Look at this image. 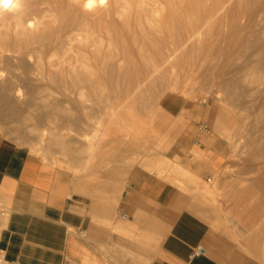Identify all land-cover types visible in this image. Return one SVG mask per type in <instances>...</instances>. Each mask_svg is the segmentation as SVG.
<instances>
[{
  "label": "rangeland",
  "instance_id": "374dc122",
  "mask_svg": "<svg viewBox=\"0 0 264 264\" xmlns=\"http://www.w3.org/2000/svg\"><path fill=\"white\" fill-rule=\"evenodd\" d=\"M135 3L121 0L126 9L117 11L123 20L114 13L113 39L117 45H131L133 37L140 43L159 40V59L168 52V61L158 89H86L80 99L76 89L51 88L41 92L46 103L29 107L26 96L40 76L28 56L29 67L23 63L13 73L22 79L23 88L16 77L21 100L0 105V141L32 153L29 147L42 135L45 148L33 154L52 166L54 158L61 162L55 167L69 172L75 185L99 186L114 174L123 182L130 173L158 177L245 257L264 263V0H145L142 10L149 14L138 32L134 21L142 10ZM125 19L133 24L131 32L122 28ZM1 64L0 83L13 75ZM43 113L54 114L51 123ZM228 122L235 128L230 138L224 136ZM127 126L132 129L124 136ZM91 137L100 147L90 158L84 145ZM209 154L216 157L210 161ZM207 163L215 171L204 177Z\"/></svg>",
  "mask_w": 264,
  "mask_h": 264
},
{
  "label": "crops",
  "instance_id": "0c3cea01",
  "mask_svg": "<svg viewBox=\"0 0 264 264\" xmlns=\"http://www.w3.org/2000/svg\"><path fill=\"white\" fill-rule=\"evenodd\" d=\"M101 182L75 185L69 172L0 141V264H264L158 177Z\"/></svg>",
  "mask_w": 264,
  "mask_h": 264
},
{
  "label": "bare ground",
  "instance_id": "6f19581e",
  "mask_svg": "<svg viewBox=\"0 0 264 264\" xmlns=\"http://www.w3.org/2000/svg\"><path fill=\"white\" fill-rule=\"evenodd\" d=\"M129 1L131 3V0ZM94 2L96 4V7H94L92 10H87L84 8L85 0H20L21 7L18 10L0 12V65H2L1 63H4L7 67V70L9 71L8 73L13 74L15 70L18 71V69H20L19 67L26 61L25 59H27L28 56H31L33 57L34 63L33 61H31L33 63V65L31 66L33 68L31 66L30 67L34 69V73L36 71L40 76V78L34 84V87L33 84H31L33 90L32 92L29 91L30 94H27V100L25 101V99L22 98L23 101L27 102V105L29 107L32 105L35 106L38 103H46L47 97L42 95L43 93L41 94V92L50 90L51 88H70L72 90L76 89L78 90L77 92H79L76 93L78 95V98L82 99L85 96L82 91L86 89L104 90L107 87L115 86L124 89H135V91L137 92V90L139 89H156L157 87H159V71L164 68L166 62L168 61V58L165 57L168 52L165 55L163 54L164 57L159 59V56L161 55H159V52L161 51L159 49V40H148V43H140L139 41L141 40L138 41L135 37H133V40L130 39L132 40L131 45H128L127 43H124L123 45H117V43L113 39L116 27V25L114 27L115 22L113 21V16L114 13H116L117 15L120 14H118L117 12L119 9H122L124 11L126 9L124 7L125 5L122 6L120 4L121 0H106L105 4L103 5L99 3V0H94ZM136 2L137 4H135L137 6V9L140 8L139 10H142L145 4V0H136ZM148 14L149 13L145 10L137 13L134 21L137 28L136 32H138V30L143 31L141 20L145 17L147 18ZM152 15L157 17V11H153ZM253 15L254 14H252V16ZM252 16L251 18L253 19ZM121 17V20H123L124 17L119 15V18ZM120 22L121 25L123 24L122 28H126L125 31L127 30L128 32H131L133 24H131L130 19H125L123 22ZM120 33L122 34V37L125 36L124 31L120 30ZM156 33L158 34L159 31H156ZM128 35L130 34L128 33ZM25 65L26 64L24 63V66ZM24 66L22 65V67ZM27 66L28 65H26L25 67ZM2 67L3 66H1L0 68ZM25 67L23 69H26ZM257 67L258 65L245 69L247 71L248 69H257ZM261 69L262 67L258 70L260 71ZM29 70V68L28 70L26 69L27 72ZM3 71L1 70V73ZM19 71L21 72V70ZM5 72L7 71L5 70ZM32 72L33 70L28 73ZM162 72L164 71L162 70ZM13 75V77L10 76V78L8 75L7 79L4 77V79L0 83V105H4L8 101L11 103L12 100H14L15 102H19L21 100L22 89L20 90L19 88H17V85L18 87L23 88V84L21 85V82L19 83V81H21L22 79L19 80V78H21H18L19 74H17L18 76H15V74ZM20 75L22 76V74ZM25 75L23 74V76ZM16 77L18 78V80ZM36 77L38 78L37 75ZM27 79H29V77ZM16 80L21 86H19V84L16 85ZM24 80L23 82H25ZM168 82L166 84H169ZM226 84H224V86ZM10 103H8L9 106L13 105L12 103ZM8 104L6 106H8ZM9 114L11 115L13 114V112L10 111ZM43 114H45L44 117L49 121V123H51L50 119L53 118V113ZM111 116H113V114ZM58 117L59 116H57L56 118ZM36 118L38 117H35V119ZM228 118L229 116L227 117V119ZM41 122L39 121V123ZM228 124L229 125L226 124L227 127L224 135L227 137H229L230 135L232 136L231 131L235 129L234 128L231 130V124L229 122ZM236 124L237 122L235 123V125ZM56 126L58 127V125ZM131 129L132 128L129 126L125 127L123 129L126 132L124 136H127ZM45 140L41 135L40 142L29 147L30 151L32 153L40 152L41 149L45 148V146H43L44 144L42 145L44 148H41V142H45ZM122 143L123 141L121 142V144ZM95 144L94 138L92 139L91 137L89 142L84 145L85 153L89 157L92 155L94 149L100 147L99 143L97 145ZM51 162L53 165L55 164L59 167L62 165V163L55 160V158L52 159ZM72 169L75 170L76 168L72 167ZM258 184H260V182ZM263 184L264 182L262 183V185Z\"/></svg>",
  "mask_w": 264,
  "mask_h": 264
},
{
  "label": "clouds",
  "instance_id": "9594fccd",
  "mask_svg": "<svg viewBox=\"0 0 264 264\" xmlns=\"http://www.w3.org/2000/svg\"><path fill=\"white\" fill-rule=\"evenodd\" d=\"M106 0H99L101 5L105 4ZM21 7L20 0H0V12L2 11H15ZM96 7L94 0H85L84 8L92 10Z\"/></svg>",
  "mask_w": 264,
  "mask_h": 264
},
{
  "label": "built area",
  "instance_id": "2783aa9c",
  "mask_svg": "<svg viewBox=\"0 0 264 264\" xmlns=\"http://www.w3.org/2000/svg\"><path fill=\"white\" fill-rule=\"evenodd\" d=\"M3 214V212L0 210V215H2Z\"/></svg>",
  "mask_w": 264,
  "mask_h": 264
}]
</instances>
